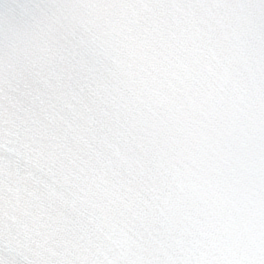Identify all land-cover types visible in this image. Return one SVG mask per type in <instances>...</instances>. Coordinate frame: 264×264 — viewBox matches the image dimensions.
<instances>
[{
	"label": "snow or ice",
	"instance_id": "6c2138e0",
	"mask_svg": "<svg viewBox=\"0 0 264 264\" xmlns=\"http://www.w3.org/2000/svg\"><path fill=\"white\" fill-rule=\"evenodd\" d=\"M0 264H264V0H0Z\"/></svg>",
	"mask_w": 264,
	"mask_h": 264
}]
</instances>
